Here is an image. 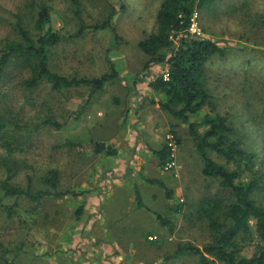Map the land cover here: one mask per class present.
Instances as JSON below:
<instances>
[{
  "label": "rangeland",
  "instance_id": "374dc122",
  "mask_svg": "<svg viewBox=\"0 0 264 264\" xmlns=\"http://www.w3.org/2000/svg\"><path fill=\"white\" fill-rule=\"evenodd\" d=\"M80 2L87 24L111 16L114 29H88L77 36L80 19L70 0H0V48L17 38L18 17L32 28L37 7L47 3L50 26L63 37L52 48L54 71L93 78L109 72L111 61L119 74L95 92L89 86L54 89L47 81L29 89L24 81L30 74L21 60L8 64L0 82V115L6 122L0 130V185L10 175L15 186L26 189L30 177L32 192L52 190L45 178L57 169L59 190L81 194L34 199L6 194L0 186V264H199L194 253L170 255L180 244L202 247L213 240L201 207L204 198L225 203L233 198L217 178L203 174L188 125L162 110L158 102L165 96L149 86L166 68L163 63L145 68L149 57L139 42L156 30L162 0ZM192 34L228 48L208 63V88L215 112L228 117L235 137L257 154L255 170L264 173V0H217L197 9ZM207 113L213 111L204 107L190 119L200 122ZM169 134L176 146L174 165L167 169L154 151ZM97 143L115 154L96 153ZM210 155L225 162L216 152ZM252 175L246 171L242 180ZM253 197L264 204V191ZM92 201L108 202L97 212ZM82 203L101 213L100 220L86 210L77 219ZM157 214L171 220L172 231ZM251 228L241 242L247 257L259 243L254 220Z\"/></svg>",
  "mask_w": 264,
  "mask_h": 264
},
{
  "label": "trees",
  "instance_id": "16d2710c",
  "mask_svg": "<svg viewBox=\"0 0 264 264\" xmlns=\"http://www.w3.org/2000/svg\"><path fill=\"white\" fill-rule=\"evenodd\" d=\"M70 1L80 19L77 36L88 29H114L111 16L102 23L87 24L82 16L80 0ZM216 1L162 0L156 15V30L139 42L140 49L149 57L145 68L153 63H163L166 68L165 74L158 75L149 82L154 91L165 96L158 102L160 108L188 125L195 147L203 159V174L217 178L220 186L228 189L233 198L230 203H225L222 199L204 198L201 207L209 219V228L214 233L213 240L202 247L191 243L180 244L170 257L194 253L199 256V264H212L213 261L223 264H264V204L253 197L256 191H264V173L258 172L260 167L255 170L257 154L246 150L241 140L235 137V127L228 117L215 112V96L208 88V63L214 56H225L228 48L211 39L195 37L190 30L196 10L209 8ZM50 21L51 5L47 3H41L37 7L32 28L25 24L23 18L18 17L15 24L17 38L7 41L0 48V82L12 58L20 59V66L29 72L30 76L24 81L29 89L47 81L54 89L89 86L95 92L102 89L107 82L118 78V71L110 59L111 70L98 77H70L54 71L50 65L52 48L63 37L52 29ZM204 107H208L213 113L205 114L200 122L192 121L190 116ZM5 126L4 117L0 115V130ZM200 126H205V130L201 131ZM178 141L180 142L179 139ZM79 144L81 143L67 141V145ZM103 151L108 154L116 152L103 143H97L95 152ZM210 151L216 152L225 162L215 160ZM154 153L161 166L165 167L173 161L172 148L167 142ZM246 171L253 172V175L248 180H242ZM10 179L9 175L0 185L6 194L25 195L34 199L44 195L61 197L81 194L77 191L59 190L60 178L57 169H50L45 178L46 184L52 190L32 192L30 177L26 189L13 185ZM152 181L162 185L157 179ZM165 190L167 196H170L168 188ZM84 210L85 204L82 203L76 210L77 219L82 218ZM157 218L172 231L169 218L161 214H157ZM252 220L255 222L259 243L253 255L247 257L242 254L241 242L251 235Z\"/></svg>",
  "mask_w": 264,
  "mask_h": 264
},
{
  "label": "crops",
  "instance_id": "0c3cea01",
  "mask_svg": "<svg viewBox=\"0 0 264 264\" xmlns=\"http://www.w3.org/2000/svg\"><path fill=\"white\" fill-rule=\"evenodd\" d=\"M98 203H96V201H92L91 202V204H90V206H95V207H99V208H96L95 210H97V212L99 211V209L102 211V204L104 205V204H106V202H108V201H97ZM95 203L97 204V205H95ZM89 207V205H87L86 204V206H85V210H86V212L87 213H89V214H93V216L95 217V220L96 221H99L100 219H98V218H100L102 215H101V213L100 214H97V213H92L93 212V210H91V209H89L88 208ZM105 213H106V211H105ZM98 252V251H97ZM70 258V257H69ZM50 264H52V263H50ZM54 264H64L63 262H55ZM72 264V263H71ZM82 264H87V263H82Z\"/></svg>",
  "mask_w": 264,
  "mask_h": 264
},
{
  "label": "built area",
  "instance_id": "2783aa9c",
  "mask_svg": "<svg viewBox=\"0 0 264 264\" xmlns=\"http://www.w3.org/2000/svg\"><path fill=\"white\" fill-rule=\"evenodd\" d=\"M193 23H194V17H193ZM193 23H192V26L190 28L191 32H192V29H193ZM167 143L169 146H171L172 148V156H173V151H174V148L176 146V142L173 140V135L169 134L167 135ZM174 165V159L171 163H168L165 168H171L172 166Z\"/></svg>",
  "mask_w": 264,
  "mask_h": 264
}]
</instances>
